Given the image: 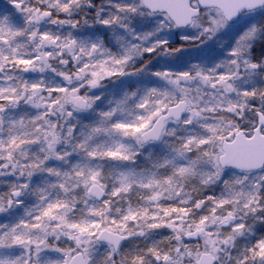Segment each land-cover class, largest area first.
Wrapping results in <instances>:
<instances>
[{"label":"snow or ice","instance_id":"snow-or-ice-1","mask_svg":"<svg viewBox=\"0 0 264 264\" xmlns=\"http://www.w3.org/2000/svg\"><path fill=\"white\" fill-rule=\"evenodd\" d=\"M0 264H264V0H0Z\"/></svg>","mask_w":264,"mask_h":264}]
</instances>
